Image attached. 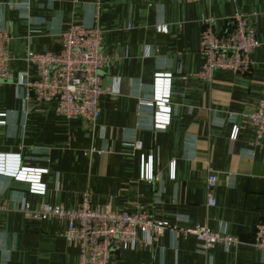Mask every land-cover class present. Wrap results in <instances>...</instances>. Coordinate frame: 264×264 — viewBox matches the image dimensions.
<instances>
[{"label":"crops","instance_id":"crops-1","mask_svg":"<svg viewBox=\"0 0 264 264\" xmlns=\"http://www.w3.org/2000/svg\"><path fill=\"white\" fill-rule=\"evenodd\" d=\"M236 13L245 15L260 41L251 71L216 70L210 82L199 80L204 19L215 18L216 32L224 34L234 28ZM81 23L104 31L109 58L100 72L105 92L93 125L61 116L55 102L26 105L20 86L22 72L38 75L26 54L59 52L61 34ZM0 28L11 34L14 72L0 86V155L20 154L21 168L46 170L43 194L0 174L6 206L0 211V264H79L77 246L64 236L65 222L30 217L24 203L75 209L86 190L94 208L143 210L179 227L201 225L252 241L264 221V133L257 138L248 116L264 98V0H0ZM157 74L171 77V118L154 128L152 109L140 99L152 96ZM235 125L239 133L231 139ZM135 141L141 148L130 145ZM150 156L152 181L141 177L142 158ZM209 171L219 177L214 207L207 204ZM112 262L264 264V252L248 244H217L203 252L195 237L165 230L151 247L114 243Z\"/></svg>","mask_w":264,"mask_h":264},{"label":"built area","instance_id":"built-area-1","mask_svg":"<svg viewBox=\"0 0 264 264\" xmlns=\"http://www.w3.org/2000/svg\"><path fill=\"white\" fill-rule=\"evenodd\" d=\"M231 19L234 21V28L224 34L216 32L215 18L204 19L205 28L200 39V52L204 56V63L196 74L199 80L210 82L216 70H226L234 74H247L251 71L253 54L260 46L257 31L243 14L236 13ZM158 30L164 31L166 26H158ZM103 38L104 31L95 23L73 24L61 34L59 52H28L25 60L37 67L38 75L31 79L29 72H22L24 80L20 86L25 88L22 94L25 104L55 102L61 116L68 119L82 118L92 125L95 124L100 116V97L105 92L100 72L109 62L103 49ZM10 40V32L0 28V86L14 77L12 58L8 52ZM170 82V76L157 74L153 81L152 96L140 99L141 106L152 109L154 128L164 127L170 122ZM248 116L255 127L257 138H261L264 133V98L257 101L256 108ZM238 133L239 128L235 125L231 139H235ZM130 145L139 149L142 143L135 141ZM145 160L143 157L141 177L152 181L155 176L153 161L151 156ZM20 165V154L0 155V174L27 182L31 193L43 194L45 184L41 182V175L46 170L26 169ZM174 166L173 162L172 178L175 176ZM218 180V174L209 171L205 180L209 207L217 204L215 189ZM5 208V204L0 202V211ZM24 212L40 220L64 221V236L69 243L77 246L79 264H113L114 243L118 242L123 249L151 247L155 238L165 230L175 231L184 238L195 237L203 252H208L217 244L226 248L248 244L264 252V221L256 224L252 241L246 242L225 230L212 231L201 225L179 227L167 220H155L143 210L113 212L94 208L89 190L83 192L81 202L75 209L50 203H43L32 209L25 202Z\"/></svg>","mask_w":264,"mask_h":264}]
</instances>
